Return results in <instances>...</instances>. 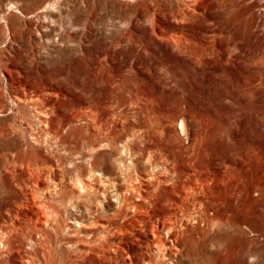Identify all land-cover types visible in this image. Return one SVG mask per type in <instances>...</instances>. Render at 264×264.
Segmentation results:
<instances>
[{
    "label": "rangeland",
    "instance_id": "rangeland-1",
    "mask_svg": "<svg viewBox=\"0 0 264 264\" xmlns=\"http://www.w3.org/2000/svg\"><path fill=\"white\" fill-rule=\"evenodd\" d=\"M87 131L114 140L90 203ZM12 222L0 264H264V0H0Z\"/></svg>",
    "mask_w": 264,
    "mask_h": 264
},
{
    "label": "bare ground",
    "instance_id": "bare-ground-1",
    "mask_svg": "<svg viewBox=\"0 0 264 264\" xmlns=\"http://www.w3.org/2000/svg\"><path fill=\"white\" fill-rule=\"evenodd\" d=\"M183 123V122H182ZM181 131L184 132V127L183 125H181ZM85 133V134H84ZM84 138H83V148H81V146H78L75 149H70L69 154H74L78 157V161L81 164H87L89 166V170H88V177L83 178V174L79 168L80 173H78L75 176L74 179V185L76 186V190L78 191L77 195L79 196L80 199L86 201V202H91V197L94 196L96 197V195L91 194V188L90 185L88 184V180L90 181H97L100 182L102 185L106 186L107 184H110L113 188H115V183L112 182V178H110L106 171L103 169L102 166L105 165V156H103L102 153H99L100 150H102L103 148H108L109 146H113L112 142L113 141L110 139V132L108 131L107 134L103 135L102 132L100 131H96L93 133V137L94 139L91 141L90 137L87 136L86 134L89 132H84ZM105 136V137H104ZM62 142V141H61ZM106 142V143H103ZM58 144V143H57ZM63 145H65V143H63ZM59 146V145H57ZM60 147V146H59ZM128 146H124L121 150H120V164H122L123 162V158L127 155H130V159L132 158L131 154H130V149H127ZM122 152H124V154H122ZM63 156V155H61ZM19 158V155L17 156V159ZM73 164V165H77L73 160H69L67 162H64V166L67 164ZM132 164V162H131ZM63 193V192H62ZM141 197L142 194H140ZM85 197V198H84ZM84 198V199H83ZM117 207L118 208H129L132 209L134 211H140L142 209V206L140 204H132L127 196V194H123V193H117ZM96 205L103 208L104 204L103 201L96 199ZM74 208V207H73ZM9 214H12V210L9 212ZM119 213L118 211H115L114 216H117ZM94 221V220H93ZM95 222V221H94ZM108 222L110 224H114L113 218L108 219ZM14 222H12L11 224H9V226L6 228L7 232H4L5 230H0V233L3 235V238L5 239L4 243V239L1 240L0 245L3 247L5 246L6 248H10L12 249V238H9L8 240V234H18L22 240V242L20 244L23 243V239L25 238V232L24 229H11V227L16 228L17 225H12ZM76 225H83V223L79 220V221H75ZM36 232L37 234L42 235L43 231L42 229H40L39 227H36L32 230H29V236L31 237L32 234ZM0 234V235H1ZM39 241H37L36 244H38ZM159 248L161 249L163 247V243L160 241L158 243Z\"/></svg>",
    "mask_w": 264,
    "mask_h": 264
}]
</instances>
